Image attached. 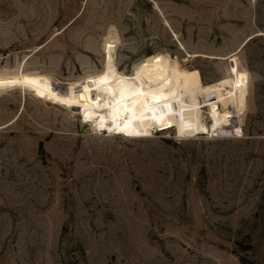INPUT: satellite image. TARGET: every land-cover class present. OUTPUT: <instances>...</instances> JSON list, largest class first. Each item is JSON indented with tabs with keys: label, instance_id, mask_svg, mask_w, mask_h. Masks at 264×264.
<instances>
[{
	"label": "rangeland",
	"instance_id": "obj_1",
	"mask_svg": "<svg viewBox=\"0 0 264 264\" xmlns=\"http://www.w3.org/2000/svg\"><path fill=\"white\" fill-rule=\"evenodd\" d=\"M107 41L126 74L157 53L195 86L245 71V105L226 134L134 138L0 89V264H264V0H0V76L66 92Z\"/></svg>",
	"mask_w": 264,
	"mask_h": 264
},
{
	"label": "bare ground",
	"instance_id": "obj_2",
	"mask_svg": "<svg viewBox=\"0 0 264 264\" xmlns=\"http://www.w3.org/2000/svg\"><path fill=\"white\" fill-rule=\"evenodd\" d=\"M104 45L103 69L82 81L64 83L66 92L57 90L44 74L23 72L0 76V89L27 88L39 98L82 112L103 132L126 137H146L154 129L169 127L178 137L226 134L233 129L232 118L246 102L245 71L195 86L177 59L157 53L126 74L115 66L114 45L110 41ZM203 108L210 118L208 125L202 120Z\"/></svg>",
	"mask_w": 264,
	"mask_h": 264
},
{
	"label": "trees",
	"instance_id": "obj_3",
	"mask_svg": "<svg viewBox=\"0 0 264 264\" xmlns=\"http://www.w3.org/2000/svg\"><path fill=\"white\" fill-rule=\"evenodd\" d=\"M39 150L42 151V144H39Z\"/></svg>",
	"mask_w": 264,
	"mask_h": 264
}]
</instances>
